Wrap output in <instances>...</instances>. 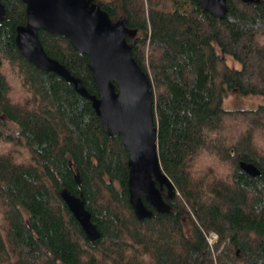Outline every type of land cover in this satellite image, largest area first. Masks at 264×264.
<instances>
[{"label": "trees", "instance_id": "obj_1", "mask_svg": "<svg viewBox=\"0 0 264 264\" xmlns=\"http://www.w3.org/2000/svg\"><path fill=\"white\" fill-rule=\"evenodd\" d=\"M1 1L0 264H264V0H227L224 18L198 0H97L137 31L127 38L152 80L158 153L176 187L170 210L146 203L154 214L144 219L130 203L122 136L103 130L72 83L21 53L26 4ZM39 37L99 95L87 54L64 36L41 29ZM225 54L242 67L233 69ZM234 90L263 102L227 108ZM203 159L211 164L204 170ZM65 188L83 193L98 239L87 238ZM204 231L218 234L213 246Z\"/></svg>", "mask_w": 264, "mask_h": 264}, {"label": "water", "instance_id": "obj_2", "mask_svg": "<svg viewBox=\"0 0 264 264\" xmlns=\"http://www.w3.org/2000/svg\"><path fill=\"white\" fill-rule=\"evenodd\" d=\"M26 4L27 23L17 28L16 42L21 53L37 68L57 73L72 83L76 90L92 101L103 130L120 134L128 151L130 203L139 219L170 210L166 198H173L176 187L163 170L158 153V127L155 122V95L149 74L133 56L125 19L113 21L97 0H22ZM204 10L224 18L227 0H198ZM6 6L0 0V24ZM66 37L91 60V71L99 95L92 94L82 80L45 51L39 30ZM234 92H236L234 90ZM241 167L256 176L260 170L252 163L241 161ZM79 186L81 174L75 175ZM166 193V196H164ZM63 200L83 227L91 241L101 235L86 208L83 193L77 195L65 188Z\"/></svg>", "mask_w": 264, "mask_h": 264}, {"label": "rangeland", "instance_id": "obj_3", "mask_svg": "<svg viewBox=\"0 0 264 264\" xmlns=\"http://www.w3.org/2000/svg\"><path fill=\"white\" fill-rule=\"evenodd\" d=\"M214 45L216 47L217 52L221 54L222 51H221L220 47L216 43H214ZM225 58H226L227 63L233 69H239L242 67V63L238 59H236L233 55L225 54ZM262 102H263V98L261 96L252 95V96L244 97L242 95L235 93L234 91L227 94L224 98L225 107L231 108V109H235V108L253 109V108H256ZM10 126L15 127L14 124H12V123H10ZM200 164H201L203 170L211 165L207 159H203V161ZM212 232H214V231H212ZM204 233L207 236L211 232L210 231H204ZM218 239H219V236H218Z\"/></svg>", "mask_w": 264, "mask_h": 264}, {"label": "built area", "instance_id": "obj_4", "mask_svg": "<svg viewBox=\"0 0 264 264\" xmlns=\"http://www.w3.org/2000/svg\"><path fill=\"white\" fill-rule=\"evenodd\" d=\"M208 242L210 243L211 246L214 245V243L218 240V234L215 232H211L206 236Z\"/></svg>", "mask_w": 264, "mask_h": 264}]
</instances>
